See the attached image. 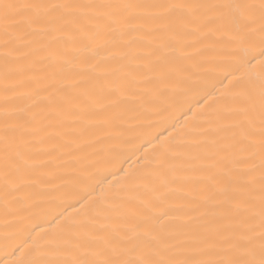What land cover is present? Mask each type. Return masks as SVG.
<instances>
[{"label": "snow or ice", "instance_id": "snow-or-ice-1", "mask_svg": "<svg viewBox=\"0 0 264 264\" xmlns=\"http://www.w3.org/2000/svg\"><path fill=\"white\" fill-rule=\"evenodd\" d=\"M200 93L119 183L92 174ZM0 217L7 264H264V0H0Z\"/></svg>", "mask_w": 264, "mask_h": 264}, {"label": "bare ground", "instance_id": "bare-ground-1", "mask_svg": "<svg viewBox=\"0 0 264 264\" xmlns=\"http://www.w3.org/2000/svg\"><path fill=\"white\" fill-rule=\"evenodd\" d=\"M220 79H223V77H218L217 74H208V78L203 82V86L206 88L207 92L216 93L218 95L222 91H227L230 87L227 81L220 84ZM203 95H205V93L195 94L191 97L181 99L179 101V107L173 108L163 117L155 120L151 127L147 125H138L137 127L140 130L131 133L127 137V141L130 142H125L122 146L112 149L113 152L119 153L120 155L109 156L106 152L103 157L105 162L102 163L99 168H94L92 174L96 175L99 180H104L106 178L104 184L105 188L108 183H119L122 176L120 172L121 167H123L125 171L134 170L137 167L138 161L142 160L146 153H150L153 150V146L151 144L146 145L145 141L157 135H160L161 140L165 138L170 139L169 133L172 132L171 125L173 123L177 124V132L172 133V135H177L182 131L180 126L184 124L185 120L191 122L190 118L185 116L184 113H188L189 108H191L193 113H198L202 110V108L196 104V101L201 100V96ZM213 103L212 97L209 96L207 104H204L203 107L206 108ZM92 183L95 184L96 182L94 181ZM89 191L90 189L87 187L81 189L82 195H87ZM96 191L99 193L100 189L97 188ZM69 203H74V201H64L62 199L55 200L53 206L47 210V214L42 213L39 218L27 222L25 227L30 231L34 229L33 235H43L41 227L43 229H54L56 227L54 222H50L53 221V217L58 212H62L67 208L69 214H75L74 209L68 207ZM0 224H2V217H0ZM37 225L40 227H37ZM12 259H14L12 256V249L11 247H5L3 234L0 233V264H7V262Z\"/></svg>", "mask_w": 264, "mask_h": 264}]
</instances>
